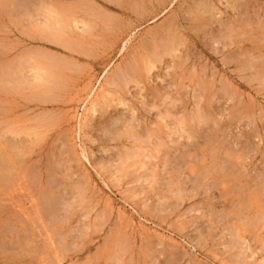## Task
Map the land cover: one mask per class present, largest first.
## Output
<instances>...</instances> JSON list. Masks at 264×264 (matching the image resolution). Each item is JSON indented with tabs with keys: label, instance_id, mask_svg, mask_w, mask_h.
Masks as SVG:
<instances>
[{
	"label": "rangeland",
	"instance_id": "rangeland-1",
	"mask_svg": "<svg viewBox=\"0 0 264 264\" xmlns=\"http://www.w3.org/2000/svg\"><path fill=\"white\" fill-rule=\"evenodd\" d=\"M63 1L64 3H62ZM74 1L83 0H59L55 3L58 11L67 8H71L72 11L75 9L79 17L85 16L84 18L93 24L91 33L82 35L81 32L79 33L78 30L74 29L76 33H70L67 37L68 40L65 38V41L71 43L76 52L47 41L44 37L45 34L41 33L40 27L36 25V21L33 23L30 20L32 17L25 19L23 13L21 14L22 18L14 5L13 7L7 5L9 6L7 8V6L0 4V66H13L21 58L30 57L35 59L34 61L37 63L39 59V64L46 66L48 64L45 63L46 61L44 62L45 59L43 60L37 55L43 51V53L46 51L48 55L52 53L53 56L50 54L51 57L58 55L63 61L58 66L60 69L57 67L58 70H56L58 82L62 81L59 83V90L63 89V91L56 92L60 98L55 104L42 106L40 102L31 97L29 90L16 95L15 92L5 94L6 91L0 89V122L7 121L6 123L14 125L18 129L29 127L28 129L31 130L39 124L42 128L37 131L42 132L44 130L47 133L39 143L40 146L34 147L27 156L29 158L24 169L27 173H24L26 175L23 174L26 177L21 174V177L18 176L19 179L15 180L16 182L8 185L10 188L5 190L7 192L6 198L9 197L17 204V209H15L18 212L22 209L26 213L32 214L34 206L40 204L42 207L44 201H42L41 195L44 191L45 193L48 192V188H50L48 186L50 179L48 178L47 181V173H45L48 159L61 155L65 140L69 141V145L74 150V157L71 161L69 156L64 154L60 161L63 162V166H71L74 169L71 168L62 174V176L66 173L69 174V179L67 182L65 181L66 188L61 186L56 191V194L62 198L59 200L55 198L58 196L53 197L58 200L57 204L55 201L56 208L58 209L60 206L58 203L62 199L64 201L67 198H69L67 201L70 198L73 200L71 197L73 194L72 186L80 182L81 178L86 175L90 182L88 183V194H86L88 197L86 211L77 207L75 214L70 217L67 224H63L58 220L59 215L62 214L64 217L69 215L64 211L63 206H60L59 208L62 210H58L63 211L64 214L63 212L58 213L57 210V219H55V215L50 216L51 220L47 221L51 238L47 234L40 236L38 233L39 236L35 239V247L38 248L37 253H29L25 257H16L13 256L16 249L12 248V245L6 244L4 249L6 248L7 252L2 254V250H0V264L263 263L264 82L251 80L256 73L253 68L241 71V67L246 61L253 62V65H259L264 60L259 58V54L256 52L252 57L249 52L247 54L250 56L245 55L246 48L248 51L251 47H255L259 42L258 37H261L260 29L261 26H264L262 25V22L264 24V0H251L248 2V6L245 5L247 0H241L238 12L228 7L227 0H221V2L211 0L216 2L215 7L220 11L215 17L220 22L214 19L213 25L204 29L205 33L201 29L198 30L195 19H192L194 15L192 12L198 8L196 5L201 0H172L163 9L156 7L154 2L152 5L147 3V12L149 11V13H143L141 16L136 14L132 5H128L127 2L123 3L121 7L103 0H84L93 2L94 6L87 3L76 6L73 4ZM250 5L251 9L249 8L250 11L248 12ZM12 8H15V11ZM32 11L29 10L27 14H31ZM139 11L142 13V10ZM241 19L248 20L252 24L249 27L250 31L248 30L251 35L243 36L242 39L245 42L238 47L233 45L222 50L221 44L218 45L214 42L215 38L224 37L226 33H229L233 22ZM39 21H43V18H40ZM170 24L177 28L178 35L185 38V46H181L176 53L179 57L183 54L181 56L183 62H179L180 59L177 56L172 60L169 56H163L162 63H159L157 69L150 72L149 79L146 78L147 80L144 81L146 88L141 91L135 83H129L126 88L123 87L122 89L106 83V78H115L114 71L120 68V71L125 72V68L127 69L129 64H134L138 60L142 61L150 52L151 42L158 40L162 45L163 41L161 42L159 39ZM195 25L197 28L194 27ZM172 26L170 25V27ZM256 32L258 34H255ZM248 37L251 38L249 41ZM261 43L264 44V42ZM35 51L36 53H33ZM262 51L264 53V49ZM66 58L67 60H65ZM173 60L178 61L180 69L179 66L175 70L166 68ZM172 64L173 62H171ZM202 80L207 81L208 87L211 88L206 93H203L199 84ZM117 96L126 101L124 106H116V102L111 101L114 98L118 99ZM144 96H147L149 100ZM97 100H99L100 105H104L105 102L112 105L105 111H102L99 105L100 110L94 115L90 109L92 103ZM154 100L158 109L148 106ZM171 101L174 102V107L170 104ZM143 103L148 104L144 105ZM42 107L45 109L43 110ZM133 107L136 109H130ZM167 108L171 111L172 116L168 117L165 123L158 117V112H163ZM201 111L203 115L205 113L208 115L207 117H210V121H202L197 129L195 127L194 132L197 136L193 135L192 140L184 138L179 140V135L173 134L175 127L173 122L176 121L177 116H184L190 120L194 114L201 113ZM174 113L177 115L175 116ZM127 120L131 121L135 129L137 128V132L142 133L147 128L149 131H156V129L159 130V133L161 131L158 139L163 137V141L165 139L167 141L164 142H166L165 146H168L162 147L163 150L161 149L160 152L163 151L162 155L165 159L167 158L165 155L170 154L171 151L169 157L172 161L168 167H164L163 163L157 164L158 171H160V179L158 178L157 184H146L141 180L143 174L151 173L153 167H149L154 162L158 163L157 160H145L147 163L151 162L148 164L145 173L142 169L137 171L135 167L136 170L130 169L132 171L128 172L129 175H125L121 182L115 180L116 172L113 167L117 165V161L112 163L114 166L109 161L114 157L117 159V156L127 151L125 148H129L131 145L122 147L118 142H107L108 139L103 133V128L110 126L112 129H119ZM191 122L193 121L191 120ZM171 137L177 144L172 143ZM207 137L210 139L208 140ZM156 139H153L152 143L157 142ZM208 141L212 144H207ZM151 145V147L148 146V150L152 153L147 150L149 154L155 153L151 151L154 144ZM173 149L176 151L174 152ZM211 149L215 150L212 152L214 156L216 155L217 163L214 162L215 165H213ZM82 150L88 154V160L83 156ZM160 152L154 155L159 157ZM230 152L233 156L232 154L229 156ZM179 155L181 157L186 156V160L182 164H178L182 159L176 162ZM240 155H243V159H239ZM100 163H108L109 168L102 170ZM180 165L183 168L181 171L184 173L181 174V179L183 176L186 197L178 203L173 199L163 201L162 197L166 198L169 195L170 178L166 173L175 172V169ZM232 165L234 166L232 167L234 173L228 177L227 183L221 185L218 182L216 186L214 183L221 177L218 176L214 180L212 176L208 175V171L212 170L215 174L222 171L227 174L229 172L227 169ZM187 168H191V170L187 171ZM133 171L135 173L132 174ZM191 171H195L197 174L202 172L199 174L200 176L206 175L207 177L208 175L203 182L204 185L194 188L196 185L194 182L202 181V178L191 175ZM110 172L115 173L113 175ZM236 173L237 175H235ZM190 178L194 181L192 179L191 181ZM153 187H155V191ZM143 188L142 191L145 194L142 193L137 196ZM64 196L67 197L64 199ZM9 202L7 200L3 204L9 206L11 204ZM18 207L21 209L19 210ZM86 212H89L87 217L85 216ZM6 217L7 214L3 213L2 219H6V223L9 224ZM210 220H217L218 224L213 225L209 222ZM24 221L26 220L24 219ZM44 221L46 222V220ZM24 223L22 222L21 226L19 224L18 229L24 228V225L25 228L30 227V223ZM234 226L238 228L240 235L246 238L248 242L244 244L246 247L244 245L239 247L233 243L234 247L232 242L230 243L236 238L231 236L230 232L232 228H235ZM39 228L38 230H41ZM42 231L44 230L42 229ZM55 231L57 232L55 233ZM232 237L234 238L232 239ZM42 241L43 243H41ZM49 242L51 243L49 244ZM51 244H54V247ZM60 244L63 247H59ZM51 247L56 250L51 251ZM53 252L61 259L59 263L54 259ZM157 253L158 255H156Z\"/></svg>",
	"mask_w": 264,
	"mask_h": 264
},
{
	"label": "bare ground",
	"instance_id": "bare-ground-1",
	"mask_svg": "<svg viewBox=\"0 0 264 264\" xmlns=\"http://www.w3.org/2000/svg\"><path fill=\"white\" fill-rule=\"evenodd\" d=\"M55 1L58 2L59 0H0V4H3L5 6L12 5V7L14 5L15 8L18 10V11L17 10L16 11L17 12H20V15L23 13V16L25 17V19H27V17L28 18L29 17H32L31 19L30 18L29 19L31 21H33V23L36 21V25L40 27L41 33L45 34L44 37H45V39L47 41H49L51 43H54V44L62 45L63 47H65L67 49H70V51H73V52L75 51L76 52V50L72 48V44L65 41V38H67L70 33H74L75 32L74 29L75 30H78L79 33L81 32L82 35L83 34H89L93 30V24L90 21H87L86 18H84L85 16L83 18L82 17H79L78 14L75 12V9H73V11H72L71 8L70 9H68V8L66 9L65 8L66 10L58 11V7L56 6L57 4L55 3ZM103 1L104 2H107L109 4L119 5L121 7L123 6V3L127 2L128 5H132V7H133L132 9H134V12L136 14H138V15L141 16L143 13H149V11L147 12V3H149V4L152 5L153 2H154L155 5H156V7H159V8H162L163 9L167 5H169V3L172 0H103ZM196 1H198V0H196ZM212 1L211 0H201L196 5V7H198V8L197 9L195 8L193 10V12H192L194 14L193 17H192V19L193 18L195 19V21L197 23L198 30L201 29V31L203 33H205V30L204 29H206V27L209 28L210 25H213L212 23H213L214 19L217 20L215 18L216 15H218V13L220 12L219 9L217 7H215V3L216 2H212ZM240 1L241 0H227L228 7L231 8V10L232 9L233 10H237V12H238V9H239L238 6H239ZM249 1H251V0H247L246 1V4H245L246 6H248V2ZM80 2H82V3H80ZM219 2H221V0H219ZM62 3H64V1ZM84 3L92 4V5L94 4L93 2L84 1V0L83 1H78V2H75V1L73 2V4H75L76 6L77 5H82ZM8 7L9 6H7V8ZM250 7H251V5L248 7V12L251 9ZM29 8H34V9H29ZM62 9H64V8H62ZM29 10L30 11L33 10L31 12V14H27V12ZM139 10H142V13H140L141 11H139ZM106 15H107V13H106ZM23 16L21 15L22 18H23ZM80 16H81V14H80ZM103 16H105V15H103ZM40 18H43V21L40 22L39 21ZM105 18H107V17L105 16ZM185 21H187V20H185ZM217 21L220 22L219 19ZM18 22H20V21L18 20ZM172 24H170V25L172 26ZM170 25L165 28L164 33L163 34L161 33L162 35L160 34L161 37H160L159 40H161V42L163 41L162 45H160V43L158 42V40H155L154 42H151V44H150L151 45V48H149L150 49V52H149V54H147V56H145V58L142 56L144 58L142 61L138 60V62L135 61L136 63L134 62V64L133 63L129 64V67L127 69L125 68V72L124 71H120L121 70L120 68L118 70L114 71V74L113 75H115V78L116 79L114 77H108L105 80L106 83L109 84V85H116L117 87H120L121 89L123 87L126 88L129 85V83H135L136 84V87L140 88V91L143 90V88L145 89L146 86H145L144 81L147 80L146 78L149 79L148 76H149L150 72L153 71L154 69H157V65L159 63L160 64L162 63V59L164 58L163 56H169V57H171V60H172V58H175L177 56L176 53L179 51V48L181 46H183V45L185 46V43H186L185 42V38L183 36L178 35V33L176 31L177 28H175V26L170 27ZM174 25H176V24H174ZM251 25L252 24H250V21L248 22V20L247 21H244L242 19L241 20H236V21L233 22V26L230 27L229 33L228 34L226 33L225 36L222 37L221 39L215 38L216 40H214V42L215 43H218V45L221 44L222 50H223V48H228L229 46H233V45H236L238 47L239 45H241V44H243L245 42L242 39L243 36H249V35H251V33H249V31H250L249 30V27H251ZM262 25H264L263 22H262ZM194 27H196V25ZM191 28H193V27H191ZM208 28H207V30H208ZM260 30H261V32H260L261 33V37L259 38L258 35H257L259 42L258 43L256 42L257 45H255V47H251V49L248 50V51H247L248 48H246L245 55H249L250 54L251 57H252V56H254V53L256 52V53L259 54V56H258L259 58H263L264 59V53L262 51L264 49V44L261 43V42H264V26H261V29ZM255 34H258V32H256ZM154 37L156 38V35ZM250 39L251 38L248 37V41ZM66 40H68V38ZM43 52L37 53V55L40 58H42L43 60L45 59L44 62L46 61L45 63L48 64L46 66L43 65V64L40 65L38 58H37L38 59L37 60L38 63H37L36 61H34L35 59H33L31 57L30 58H21L20 61H18L17 64H15L13 66H11V65H9V66L8 65H5V66L1 65L0 66V89H3V91L5 90L6 91L5 94L7 92H15L16 95H17V93L20 94L22 92H25L26 90H29L30 93H31L30 94L31 97L33 99H35L36 101L40 102L42 104V106L43 105L46 106L48 104H53V103L55 104V102H57V100H59L58 98H60L59 97L60 95L58 96L56 94V92L61 90V89L59 90V88H60V84L59 83L62 82V81L58 82V80H57V71L56 70H58L57 67L63 61H62L61 58L58 57V55H56V57H51L50 54H52V53H49V55H48V54H46V51H45V53H43ZM248 52H249V54H247ZM33 53H36V51L33 52ZM240 53H241V51H240ZM179 54H180V52H179ZM182 55H180V57L177 56L178 59H180L179 62L182 61V57H181ZM52 56H53V54H52ZM234 57H236V56H234ZM31 59H32V61H31ZM65 60H67V58ZM33 61H34V64L32 63ZM35 62H36V64H35ZM171 62H173L172 65H171ZM171 62H170V64L167 65L166 68H170V69H174L175 70L177 68V66H179L178 68L180 69V65H179L178 61L175 62V60H173ZM64 63L67 64V62H65V61H64ZM252 63L250 61H246V63L244 62L243 65L241 64L242 65L241 71H245L247 69L250 70V68H253L254 70H256V73L254 74L255 76L252 79L251 78L250 79L251 80H254V81L257 80V81L263 83L264 82V60H263L262 64H259V65H257V64L256 65H253ZM59 74H61V73H59ZM199 84L201 86V89H202L203 93L204 92L206 93L207 91H209L211 89V88L208 87L207 81L205 82V81L202 80V82H200ZM127 90H129V89H127ZM226 90H227V88H226ZM61 91H63V89ZM89 92H91V91H89ZM144 97L148 99L147 96H144ZM102 98H105V97L102 96ZM117 98L118 99H115L114 98L115 100L113 99L114 101L113 100H111V101L112 102H116V106H119V105H123L124 106L126 101L125 100H122V98H120L119 96H117ZM213 99L215 100V98H213ZM176 101H180V100H176ZM147 104H144V105H147ZM170 104H172V106H173L174 105V102L172 103V101H171ZM99 105H100L99 100H97L96 102H93L92 103V105H91L92 107L90 109V111H91L92 114L95 115L98 112V110H100V109L102 111L103 110L105 111V109L107 110L108 107H110L112 104H109L108 102H105L104 105H100V109L98 108ZM148 106H150V108H153V109H155V108L158 107V105L156 104L155 100H154V102H151V104L149 103ZM42 108H43V110L45 109L44 107H42ZM130 109L135 110L136 108L133 107V108H130ZM177 112H179V111H177ZM180 112H181V110H180ZM206 112H208V111H206ZM201 113H202V111H201ZM201 113L194 114V117L193 118H190V120H189V118H187V117L185 118L184 116H181V117H180V115H179V117L177 116L176 121L173 122L175 124L174 125L175 127H174L173 134L174 135H179L178 136L179 140L181 138H184L186 140H192V138H194L193 135L194 136L196 135V133L194 132L195 131V127L197 129V127L202 123V121H205V122L206 121H210V117H207L208 116L207 114L204 113V115H203V113L202 114ZM176 115L177 114H175V116ZM52 116H54V115H52ZM52 116H50V117H52ZM171 116H172V114H171V111L169 110V108L165 109V111H163V112L162 111L161 112L160 111L158 112V117L160 118V120L162 122H165V123H166L167 118L168 117L170 118ZM78 119H79V117H78ZM120 119H121V117H120ZM191 120L193 122H191ZM6 122H4V123L3 122H0V250H2V254H3L5 251L7 252V249L6 248L4 249V245H6V244L12 245L13 246L12 248L16 249V250H14L13 256H16V257H18V256H20V257L21 256H24L25 257L29 253L31 254V253H37L38 252V248L35 247V243H36V240L35 239L38 238L39 235L42 236V235H46L47 234V236L49 238H51L52 235H50L51 233L49 232V229L47 227V225H48L47 224V221L50 219L49 218L50 216H55L56 215L55 216L56 217L55 219H57V215L58 214L56 212H57L58 209L59 210L61 209V208H59L60 206L61 207L63 206L64 211L66 213H68V215H69L68 217H67V215L65 217L62 214L59 215V219L58 220H59V222H61L63 224H67V222L70 219V217H72L75 214V210H76L77 207H80L83 211L84 210L85 211L87 210L86 203L88 201L87 200L88 197H87L86 194H88L87 193V189L89 188L88 187V183H90V182L88 181L86 175L83 178H81L82 180H80V182H78L74 186H72L73 187L72 188L73 189V194L71 195V197H73V200H71V198H70L71 201L70 200L67 201V199H69V198H67L66 201H64L62 199V201H59V203H58V206L59 205L60 206L58 207V209L56 208V206H57L56 204L58 202V200H56V199L62 198V197H59L60 195L58 196L56 194V191L58 189H60L61 186H64L65 187V184L67 182V179H69V174L67 175V173H66L64 176H62V174L64 172H67V171L71 170V168H72L71 166H69V167L63 166L64 164H63V162L61 163L60 159L64 156V154L65 155L67 154L69 156V158H70L69 160H71V161H73V157H74V154H73L74 150L69 145V141L68 140H65V141H63V145H62L63 148H62V152L60 153L61 155H59L58 157H55L54 156L55 158L53 157V158L48 159V163L46 165V169H45L46 172L45 173H47L46 174L47 181L50 179V183L48 182V186H50V188H48V192H46V193H45V191L44 192L42 191L43 192V195H41V197L43 199L42 201H44V203L42 204V207H41L40 204H37V206H34L33 207V213H32L33 215L31 213H26L21 208H20L21 209L20 210L19 207H18V209L20 211L19 212L16 211L17 204H15L11 199H9V197L6 198L7 197L6 196L7 195V192L5 190L8 189V187H9L8 185L13 184L14 182H16L15 180L19 179L18 176L21 177L20 176L21 174H22V176L26 175L24 173H27V172H25L24 169L26 168V162H27V159L29 158L27 156H28L29 153L32 152V150L34 149V147L40 146L39 143L41 142V140L44 137V135L47 134V133L44 132V130L43 131L41 130L42 132L37 131L38 129L40 130L42 128V126H40L39 124H37V126H35V128H33L31 130V129H28L29 127H26V126H25L26 128L22 127L21 129H18L16 126L10 125L9 123H6ZM214 122H211V123H214ZM50 127H51V125H50ZM120 127H121V124H120ZM136 129H135V126H133L131 124V121H128V120L125 121V124H123L122 127L119 128V129L118 128L112 129V128H110V126L107 127V128L106 127L103 128V133H104L105 137L107 136V139H108L107 142L108 141L109 142L112 141V142H116V143L118 142L119 145L122 146V147H126L127 145H131L132 146V147L130 146L129 148H125L127 151H125L123 153H120L117 156V159H115V157H114V158H112L109 161L111 164L114 163L115 161H117L116 162L117 163L116 166H114L112 164L114 166L113 168H115V172L116 173L115 172L114 173L116 174L117 177L114 175V173H112V172H110V173H112L114 175V177L116 178L115 180H117L118 182H121V179L123 177H125V175L128 176L129 175L128 172H131L133 170L132 168H134L135 170L137 168V171L139 169L140 170L142 169V170H144L143 173H145V170H147V168H148V164L151 163V162L147 163L145 160H150V161L151 160H157L158 163H155L154 162V164L152 166L150 165V167H149V168H151V167L154 168V169L152 168L151 171L149 169V171L151 173L150 174L149 173L148 174L145 173V174H143L144 176L142 175L143 177L141 178L142 182H145L146 184H157L158 183V178L160 179V175H159L160 174V171H158L159 168L157 167V164L160 165L161 163H163L164 167H168L170 161H172V159L169 157L170 154H171V151H170V154L167 153L168 151L166 152L167 154L165 155V157L167 156V158L164 159V157L162 155L163 154L162 153L163 151L160 152V150L162 149V147L165 146V143L167 141L165 139L164 141H166V142H164L163 139H162L163 137L160 138V139H158V136L161 134V131H160V133H159V130H157V129H156V131H149L148 128H147L145 131H143L141 133V132H137ZM158 129H161V128H158ZM196 132H198V131H196ZM166 136H168V135H166ZM156 137H157V139H156ZM168 137L170 138V136H168ZM153 139L154 140L156 139V141H157V142H155L156 144L154 142L152 143V140ZM209 139L210 138H208V140ZM171 140H172V137H171ZM172 143L177 144V142L176 141H173V140H172ZM210 143L208 141L207 144H210ZM151 144H154V146H153L154 148L153 147H152L153 149L150 148V149H152L151 151H153L155 153L160 152L159 153V157H158V155H154L155 153L149 154L150 151L148 150L149 149L148 146H150ZM144 146H146V147H144ZM166 146H168V145H166ZM219 147L221 149V146H219ZM85 150H82V154L85 157V159L88 160V156H87L88 154L85 152ZM218 150H216V151H218ZM173 151L175 152L176 150L173 149ZM213 151L215 152V150H213V149L210 150L211 153ZM220 151H219V153H220ZM223 151H225V150H223ZM227 151H229V150L227 149ZM150 153H152V152H150ZM82 154H80V155H82ZM231 154L232 153L230 152L229 153V156H231ZM160 156L162 157V159H161ZM215 156H214V153H212L213 165H215V163H217V160H216V157ZM232 156H233V154H232ZM242 157H243V155H240L239 159H243ZM180 159H182V161H180ZM177 160L178 161H176V162H179L180 161L178 164H182V162H185L184 160H186V156L181 157V155H179V158H177ZM236 161H237V159H236ZM102 162H104V161H102ZM231 162H233V161H231ZM112 165H110V167H112ZM162 166H160V167H162ZM100 167H101L102 170H105V169H108L109 168V165H108V163H102V164L100 163ZM232 167H234V166L232 165L229 169H227V170H229V172H227V174L225 172L219 171V173H216L217 174L216 175L212 170H209L208 171V175L212 176L214 178V180H216V178L218 176L221 177L214 184H216V183L218 184V182H219L221 185H225L227 183V181L229 180L228 177H231L232 174L234 173V172H232V171H234V168H232ZM236 168H237V165H236ZM72 169H74V168H72ZM130 169H132V170H130ZM181 169H183V168H181V165H180L178 168L175 169V172H173L174 174L172 172H167L166 173V174H168V176L170 178L169 179V185L167 184L168 185V188H169L168 189L169 195H167L166 198L165 197H162L163 198L162 199L163 201H167V200L170 201L169 199H171V200L173 199V200L177 201V203H178V202H182L184 200V198L186 197V194H185L186 191H185V188H184V186H185L184 183L185 182H184L183 176H182V179H181V174L183 173V171H181ZM215 169H216V167H215ZM109 170H111V169H109ZM190 170H191V168H187V171H190ZM112 171H114V170H112ZM224 171H226V169H224ZM146 172H148V171H146ZM193 172H194V174L195 173L197 174V172H195V171H193ZM193 172L191 171L190 174L193 175V176H196V177L200 176L199 174L202 173V172H200L197 175H194ZM217 172H218V170H217ZM220 172H222V173H220ZM133 173H135V172L133 171L132 174ZM118 174L120 176L121 175L122 176L121 177L120 176L118 177ZM205 174H207V173H205ZM208 175H207V177H208ZM235 175H237V173ZM59 176L62 179H60ZM166 176H164V177H166ZM202 176H200L202 178V181L201 180H198L199 182H197V181L194 182L196 184V185H194V188H196V187L199 188V185H202L203 182L205 181V179L207 178L206 175H202ZM238 176H240V175H238ZM24 177H26V176H24ZM27 177H28V174H27ZM41 177H40V179H41ZM46 178H44V179L46 180ZM57 178H59L60 180L57 179ZM112 178H113V176H112ZM238 178H240V177H238ZM191 179L192 178H190V180ZM193 179H194V177H193ZM141 180H139V181H141ZM167 183H168V181H167ZM217 184H216V186H217ZM45 185H46V183H45ZM153 188L152 189L155 191V187H153ZM262 188L264 189V183H262ZM243 189H245V188H243ZM142 190H144V188L141 189V191H139L140 193H138L137 196L141 195L142 193L145 194V192H143ZM60 192H62V191H60ZM135 193H137V192H135ZM55 196H58V197H55ZM247 196H248V194H247ZM249 196H251V195H249ZM53 197H55L56 199L53 198ZM65 197H67V196H64V199H65ZM133 197H135V196H133ZM159 197H161V196H159ZM7 200H8V202L10 200L11 204H9V206L11 208L8 206V204H6V205L3 204V202L5 203ZM245 200H246V198H245ZM55 201H56V204H55ZM170 207H172V206H170ZM59 210H58V213H62L63 212V211L61 212ZM27 212H29V211H27ZM103 212H105V211H103ZM3 213L4 214H7V217L6 218H8L7 219V222H9V224L6 223V219H2ZM63 214H64V212H63ZM239 214H241V213H239ZM61 215H62L63 218L61 217ZM88 215H89V212H86V215L85 216L87 217ZM233 218H234V216H233ZM263 218H264V216H263ZM24 219L26 221H24ZM44 220H46V222ZM22 222L23 223L24 222H27V224L30 223L29 224L30 225V227H29L30 229L27 228V227L25 228V225H24V228L23 227H20L18 229L19 224L21 226V223ZM209 222L212 223L213 225H215V223H216V225L218 224V221L217 220L216 221L210 220ZM15 225H16V227H15ZM50 226H52V225H50ZM242 227H244V226H242ZM38 228L41 229V230H38ZM62 228H63V226H62ZM256 228H258V227H256ZM42 229L45 231V233H44V231H42ZM56 232L57 231H55V233ZM230 232H231V236L236 237L234 239V241H232V240L230 241L229 240L230 243L232 242V246H234V245L237 246L238 245L239 247L240 246L243 247L244 244L248 243L246 241V238H244L243 235H240L239 230H238L237 227H235L234 229L232 228V230ZM38 233H39V235H38ZM47 236H45V237H47ZM234 237H232V239ZM260 238L262 239V237H260ZM63 239H64V237H63ZM44 240H46V239H44ZM64 241H65V239H64ZM41 243H43V241ZM50 243L51 242H49V244ZM233 243H234V245H233ZM47 245H48V243H47ZM61 246L63 247L62 244H60L59 247H61ZM53 247H51L52 248L51 251L55 249ZM65 247H66V245H65ZM258 250H260V249H258ZM54 252L52 253L55 256L54 259L56 260V262L59 263V261L61 259L56 254H54ZM153 252H155V251H153ZM10 255H12V254L10 253ZM156 255H158V253ZM244 257H245V255H244ZM253 257H255V256H253ZM55 260H53V261H55ZM260 264H264V262L263 263L261 262Z\"/></svg>",
	"mask_w": 264,
	"mask_h": 264
}]
</instances>
